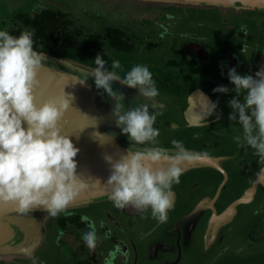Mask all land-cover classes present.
<instances>
[{
  "label": "flooded vegetation",
  "instance_id": "1",
  "mask_svg": "<svg viewBox=\"0 0 264 264\" xmlns=\"http://www.w3.org/2000/svg\"><path fill=\"white\" fill-rule=\"evenodd\" d=\"M42 6L66 13L71 29L98 36L92 38L94 46L69 49L62 58L95 67L99 54L109 70L111 61L119 60L121 77L134 65L148 66L159 91V142L182 141L213 162L182 174L180 183L173 185L166 223L154 219L150 208L125 214V223L104 207L63 214L56 221L53 246L24 264H105L110 254L115 256L112 264H264V174H257L255 150L237 143L242 126L230 119L233 110L228 103L237 95L229 71L235 68L240 75L255 76L261 68L264 13L109 5L103 9H109L110 18L92 30L75 26L72 12L54 4L33 11ZM74 52L83 54L81 59L71 56ZM219 86L229 92H214ZM194 94L202 99L192 104ZM205 98L217 103L215 113L191 122L186 112L196 116ZM89 225L100 237L94 250L83 240Z\"/></svg>",
  "mask_w": 264,
  "mask_h": 264
},
{
  "label": "clouds",
  "instance_id": "2",
  "mask_svg": "<svg viewBox=\"0 0 264 264\" xmlns=\"http://www.w3.org/2000/svg\"><path fill=\"white\" fill-rule=\"evenodd\" d=\"M44 61L43 53L34 49L33 33L24 31L14 36L0 30V207L12 205L20 214L43 207L48 215L56 218L61 213L71 215L69 205L93 180H98L84 179L77 173L74 158L80 149L61 130L60 121L74 97L63 90V95L37 103L35 90L41 83L39 73ZM106 63L98 54L95 67L79 81L94 78L96 87L114 101L111 115L128 139L136 145H153L140 151L130 148L119 159L105 155L111 166V174L105 182L110 199L119 209L132 207L144 211L150 208L154 219L166 223L173 206V185L180 183L183 165L201 156L176 139L171 141L172 153L155 147L160 136V130L154 127L156 113L150 112L147 103L125 109L123 94L113 89V82L119 81L138 89L143 97L155 99L159 91L148 66L134 65L121 77L119 60L111 61L110 70ZM228 77L234 85L232 91L237 94L228 102L233 110L230 119L237 120L243 132L242 138L235 139L241 146L255 150L260 165L257 174H264V68L255 76L240 75L232 68ZM213 91L227 93L229 89L219 86ZM217 106L205 98L200 118L215 113ZM83 240L89 250L97 247L100 237L94 225H89ZM113 259L114 254H110L105 264H112Z\"/></svg>",
  "mask_w": 264,
  "mask_h": 264
},
{
  "label": "water",
  "instance_id": "3",
  "mask_svg": "<svg viewBox=\"0 0 264 264\" xmlns=\"http://www.w3.org/2000/svg\"><path fill=\"white\" fill-rule=\"evenodd\" d=\"M106 1L126 3L142 8L161 5L217 8L228 15H237L245 11L264 12V0ZM40 53H43L46 61L39 73L41 83L35 90L37 103L42 104L48 99L61 96L63 90L74 97L60 121L61 130L63 134L69 135L74 145L80 149L74 158L78 164L77 173L84 179L93 177L98 180H93L90 187L69 205L68 212H81L104 207V211H113L117 217L139 213L140 211L130 210L128 207L119 209L113 205L110 191L105 184L111 174V166L105 159V155L119 159L121 155L127 154L130 148L132 151H140L153 147V145H136L128 139V136L115 124L114 117L111 115L114 101L103 89L96 87L94 78L90 77L83 83L79 81L85 79V74L89 73L92 68L65 58L51 56L45 52ZM261 68H264V46L261 55ZM113 89L123 94L124 101L122 103H124L125 109L147 103L150 112L157 114L160 105L158 96L155 99L145 98L138 89L130 88L119 81L113 82ZM24 126L27 127V124L25 123ZM155 147L168 149L170 153L173 151L172 145L160 142ZM185 147L189 151L199 154L201 158L193 162H186L183 165V174L201 169L211 163L203 160L204 158H209L213 162V158L203 151ZM63 214L53 218L47 214L43 207L28 214H20L12 205L0 207V261H6L3 263L8 264H24L26 261L39 259L53 246L56 221ZM107 216L112 222L118 223L110 214L107 213Z\"/></svg>",
  "mask_w": 264,
  "mask_h": 264
},
{
  "label": "trees",
  "instance_id": "4",
  "mask_svg": "<svg viewBox=\"0 0 264 264\" xmlns=\"http://www.w3.org/2000/svg\"><path fill=\"white\" fill-rule=\"evenodd\" d=\"M18 26L10 34L19 36L29 28L33 33L34 49L51 56L62 58L69 49L92 47L96 44L94 33H85L80 29H71L72 20L66 13L51 7L42 6L30 12H19L15 15Z\"/></svg>",
  "mask_w": 264,
  "mask_h": 264
},
{
  "label": "rangeland",
  "instance_id": "5",
  "mask_svg": "<svg viewBox=\"0 0 264 264\" xmlns=\"http://www.w3.org/2000/svg\"><path fill=\"white\" fill-rule=\"evenodd\" d=\"M42 4H54L66 11L70 10V13L72 12L71 14L75 20V26L88 28L92 30L97 29L98 28L97 25L99 23H104L108 20V18H110V13L108 12L109 9H103L104 6L120 5L134 9L157 8V6L142 8L141 6H131L126 3H119V2L114 3L106 0H63V1L62 0H0V30H6L9 33H11V31L19 25L18 22L15 20V14L17 12L19 11L32 12L34 9H36ZM162 6H166V5H161L158 7H162ZM186 7L197 8V9H210L208 7L183 6V8ZM212 9L219 10L217 8H212ZM245 12L264 13L257 11H245ZM25 30L30 31L29 28H25ZM80 55L82 56L83 54H80V52H76V53L74 52L72 53L71 56H73L75 59L76 58L81 59L78 58ZM103 55H105V53H103ZM68 60L79 63L78 61L72 60L71 58ZM84 66L89 68H94L87 65ZM121 218L122 219L120 220L125 223L126 222L125 218L124 217ZM0 262H6V261H0Z\"/></svg>",
  "mask_w": 264,
  "mask_h": 264
},
{
  "label": "bare ground",
  "instance_id": "6",
  "mask_svg": "<svg viewBox=\"0 0 264 264\" xmlns=\"http://www.w3.org/2000/svg\"><path fill=\"white\" fill-rule=\"evenodd\" d=\"M197 99H202V97H201L200 95H198V94H194V95L191 97L192 104H193L194 101L197 100ZM203 107H204V103H203L202 105H199V108L202 109V110H203ZM190 109H191V108H190ZM202 110H201L199 113H196V116H193V115L191 114V111H187V112H186V115H187L188 119H189L191 122H193V121H195V120L198 119V117L201 115ZM203 160L208 161V162H212L211 159H209V158H204ZM128 208H129L130 210H136V209H134V208H132V207H128Z\"/></svg>",
  "mask_w": 264,
  "mask_h": 264
}]
</instances>
